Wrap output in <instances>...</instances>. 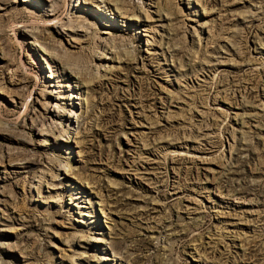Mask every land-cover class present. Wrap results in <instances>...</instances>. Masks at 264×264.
Returning <instances> with one entry per match:
<instances>
[{"label": "rangeland", "instance_id": "374dc122", "mask_svg": "<svg viewBox=\"0 0 264 264\" xmlns=\"http://www.w3.org/2000/svg\"><path fill=\"white\" fill-rule=\"evenodd\" d=\"M0 264H264V0H0Z\"/></svg>", "mask_w": 264, "mask_h": 264}]
</instances>
